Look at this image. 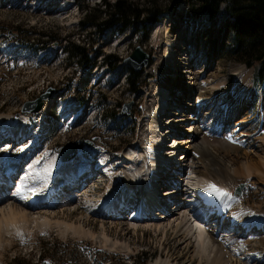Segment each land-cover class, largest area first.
<instances>
[{
    "label": "rangeland",
    "instance_id": "obj_1",
    "mask_svg": "<svg viewBox=\"0 0 264 264\" xmlns=\"http://www.w3.org/2000/svg\"><path fill=\"white\" fill-rule=\"evenodd\" d=\"M82 1V6L102 5L100 0ZM108 1L113 3L115 0ZM134 1L143 3L144 0ZM42 3L43 0H7L0 5V117H3L1 123L4 125L1 127L0 123V135L10 134L19 126H24L32 133L31 137L22 143L16 144L11 139L8 140L9 142L1 147L0 153L21 159L28 165L26 169L31 168L35 175L49 185L52 183L51 172L59 168L61 147H75L76 154L87 149V152L92 154H84L92 165L104 166L102 171L109 169V176L101 171L100 178L90 181L88 185L92 183L82 193L77 192L80 195L76 197L78 200L75 205L69 206L71 208L65 206V200L55 210L43 209L38 214L39 218L48 217L53 223L66 221L68 224L81 225L90 235L75 236L70 232L66 234L64 229L57 225L40 226L31 228L28 232L17 233L0 230L3 240L0 242H3L2 245L5 243L3 248H0V264H101L103 257L106 264H132L134 256L140 257V261L145 259L146 264H166L169 261L172 264H206L205 261L202 260L205 262L203 263L196 259L192 250H185V245L178 243L172 232L156 233L154 227L145 225L133 229L127 214L119 221H114L98 218L95 211L98 210L97 201L109 190L110 180L114 184L112 192L115 197L121 192H126L125 171L119 161L120 155L137 142L142 147L146 146L150 139L146 137L150 128L147 116L151 111L158 109L161 103L158 102L160 96L156 88L160 85V74H165L168 68L167 55L170 51H167V44L168 38H172L177 40L176 50L182 48L186 41L195 42L196 49L190 55L191 63L197 66L195 71L207 72L211 77L220 73L227 78L228 97H225L223 105L231 104L234 92L236 96L242 97V108L234 116L231 115L226 124L231 126L228 130H235L242 140L247 141L246 145L239 149L238 158L234 161L238 165L247 161L256 167L252 169L251 175L240 176L236 181H228L227 184L231 187L232 194L240 184H245L239 199L246 207L264 214V167L260 164L264 162V82L256 81L254 68L236 63L229 57L232 18L225 12L226 4L222 5L217 22L207 17L194 21L184 3L175 8V0H159L161 7L168 12L154 26L150 25L149 30L148 27L142 30V27L138 26L139 28L131 27L126 32L119 33L112 28L104 35H96L93 28L81 27V10L76 3L73 4V0H52L45 8H42ZM25 31H29V35ZM32 32L35 34L32 35ZM19 34L20 40L34 39L35 45L38 40L49 43L44 50L38 52L31 48H21L16 38ZM68 41L80 45L90 43L86 45L93 50L89 68H81L62 51ZM38 45L41 46L40 43ZM138 46L150 56V64L140 78L144 82L145 76L148 77L147 87L134 95L125 79L127 67L123 65V61L131 57ZM12 48L17 51L14 52ZM6 50L9 54L13 51L12 54L15 53L17 59L6 57ZM186 71L190 72L192 68L186 67ZM248 72L251 77L244 86L242 79ZM48 88L56 89L57 93L44 117L39 114L22 115L23 105L35 101ZM249 92L253 98L249 100L250 96L246 100L245 96L250 95ZM176 97L182 98L181 103L174 102ZM184 99L178 88H172L168 102H172L173 107L168 105V102L165 104L168 105V113L163 119V124L170 122L167 121L170 119L172 124L168 127L172 132H181L188 138L187 128L180 129L181 125L173 124L187 119L185 116L191 113L181 109L185 107ZM196 99L198 98H193V101ZM74 102L79 105L77 110L74 108L70 111H76L74 115L69 116L68 112L62 116L64 110L61 111V108ZM203 102H198L200 110ZM125 106H130V111L128 115L122 116V112L126 110ZM103 111L107 121L101 116ZM193 114L195 118L198 117V108ZM209 114L210 112H207L205 116L211 123L213 119L210 120ZM111 116H116V119L110 120ZM74 121L78 123L70 125ZM206 126L207 124L205 128ZM226 135L230 138L227 133L216 135L209 132L203 141L210 145L212 150L221 148L219 155L231 160L235 156L230 157L225 153L231 150L233 144L231 138ZM87 142L91 144L90 148L87 147ZM101 149L104 151H100ZM93 151L101 154L97 156ZM103 154L108 159L107 162L104 161ZM245 154L248 155L247 158L244 157ZM2 160L0 168L4 172ZM79 160L80 158L76 162ZM190 162L192 164L190 160L185 165L184 172L189 171ZM96 166H93V169H96ZM23 171L25 173L22 174H26V170ZM175 190L176 188H173L174 192ZM77 193L72 192L64 197L68 200ZM86 194L94 196L91 198L92 203L88 204ZM183 216L184 210H177L172 220L184 219ZM12 234H15L14 237ZM257 237L253 244L257 245L258 242L255 248L258 253L264 254V233ZM188 251L189 254H185ZM179 256H183L182 260L178 259ZM230 258V255L226 257L223 264H230ZM253 264L264 262L256 261Z\"/></svg>",
    "mask_w": 264,
    "mask_h": 264
},
{
    "label": "bare ground",
    "instance_id": "obj_2",
    "mask_svg": "<svg viewBox=\"0 0 264 264\" xmlns=\"http://www.w3.org/2000/svg\"><path fill=\"white\" fill-rule=\"evenodd\" d=\"M6 1L7 0H0V5L6 3ZM176 42L177 40L168 38L167 51H170V53H168L169 55H167L168 68L165 74H160V85L156 88V91L160 96V101L158 102L161 103H159L158 109L151 111L150 115L147 116V122L149 123L148 125L150 128L146 137H150V139L145 144L146 146L142 147L141 144L137 142L135 145H132L129 150L120 155L119 161L120 164L124 166L125 171L124 187L126 189L123 190L126 192H121L118 197H115L112 192L114 184L113 181L110 180L109 190L102 198L98 201L96 200L98 203V210L95 211L96 216L104 220L113 219L114 221H119V217L125 212L123 206L127 205L126 207H130L128 204L131 203V201H129L122 204L121 201L123 198L126 201L128 198L129 200L135 199V197L139 198V196L136 195L138 192H140L141 195L147 196L152 194L155 198L156 193L160 192L162 188H165L167 190L162 195L164 197V200L162 201L164 211L155 210V216L153 217L148 216L146 218H137L142 214L136 209L135 212L140 215L132 217L131 226L133 229H137L140 225H145L146 227H154L156 233L159 231L164 234L172 232L178 243L185 245V250H192V252L195 253V258L205 261L206 264H223V260L229 255L231 256L230 264H253V262L256 261L262 263L264 262V254L257 252L258 249H256L255 246H258V242L257 245L253 244V242L256 241L255 237L260 233H264V214L258 213L257 210L251 207H246L239 197L232 194L231 187L227 184L228 181H236L240 176H245L246 174L251 175L252 169L256 167L255 164L254 166L251 163H247V161H244L241 165H238V163L234 161L236 157L238 158L239 149L242 145H246L247 141L242 140L235 130H228L231 126L226 125V120L231 115L234 116V114L242 108L240 102L241 96H236V93L234 92V94L232 93L234 98L231 99V104L223 105L222 103L226 99L225 97H228V93L226 92L227 78L221 76L220 73L213 74L211 77L207 75V72L202 73L195 71L197 66L193 62L191 63L190 59V55L193 50L196 49L195 42L186 41L185 44L183 42L184 45L182 48L177 50ZM12 52H10V54H12ZM185 52L186 54H184ZM189 65L191 66L189 67ZM186 67L190 69L192 68V71H186ZM250 77L251 73L249 72L243 76L242 83L244 86L247 85ZM172 88H178V91L185 97V107L183 106L181 109L185 110L187 113L188 111H191V113L189 116H185L187 119L173 122V124L177 123L178 125H181L182 127H179L180 129L187 128L186 133L188 132V138H186L187 136L185 137L183 133L179 132L178 134L174 133L175 139H173L174 143L178 144L179 155H182L179 156L180 159L184 160V164L183 162L180 163L182 169L178 170L177 168H172L167 171L166 175H163L165 165L173 160H169L166 156L160 154L156 143V135L154 133H157L159 129L162 131L166 129L164 127H168L172 124L170 123V119L167 120L170 122L163 124V119L168 113V105L173 107V103L168 102L169 99L166 100V97L169 96ZM195 97L198 99L193 101V98ZM249 97V100H251L253 95L250 93V95L245 96L246 100ZM55 98L56 97L51 98L45 103L40 115H43L44 117L47 109L54 102ZM181 99V97H176L174 102L181 103ZM200 101H204L202 104V110L198 107L200 106L198 103ZM165 102H168V105L161 109V106ZM74 108L75 107L73 106H69L65 110V115L68 112L73 111ZM197 108L199 110V118H196L198 119H196L193 114ZM205 110L210 112V120L211 118L213 119L211 120V123L210 121H207L208 118L205 116ZM2 121L3 117H0V123ZM206 124L207 128H205ZM235 128L236 126H234L233 129ZM170 129V127L167 128L169 131ZM209 132L213 134H229L233 146L231 147V150L225 154L227 156L230 155V157L235 156V158L233 157L231 160H228L227 157L225 159L221 157L219 155V151H222L221 148H214V150H212L211 146L203 141L204 136ZM30 136L31 134L24 126H19L8 136L1 135L0 142L4 140V137H9L14 143H20L23 139ZM176 151L177 150H175V152ZM102 156L105 157L104 154ZM246 156L248 155L245 154L244 157ZM78 158H80V160L76 162ZM1 159H3L6 169L5 177H9V181L14 180V169L17 167V164H20L19 160L15 157L8 156L0 157V160ZM190 160L192 161V164L190 162L191 165L188 167L189 171L187 172L189 179L185 180V178L179 176V173L185 171V165ZM104 161L107 162L108 159L105 157ZM260 164L264 167V162ZM173 167H176V165ZM102 168H104V166H97L96 171L98 172L92 174L95 169H93L91 161L88 160V157L83 152L79 151L78 157L75 160L73 159L66 163L59 162V168L56 171L51 172V177L49 176L50 180H52V183L49 185H46L43 179L35 175L33 170L28 169L26 172L28 174H23L24 176H22L21 179L15 180V183L13 182L14 187H12V190L9 192L12 196L7 194L9 189L5 190L6 194L0 196V230L16 231L17 233L22 231L28 232L31 228L35 227H53V225H57V227L59 226L63 228L65 233L70 232L75 236L90 235V233L85 231L81 225L76 226L74 224H68L66 221H55V223H53L48 217L39 218L38 214L43 209L55 210L64 203L65 200V206H74L78 200L76 197L79 195H73L71 198H74V200L71 198L67 200L64 196L70 195L75 186L78 187L82 185L84 187L80 192H83V190L85 191L88 183L99 177ZM108 170L102 171L107 177L109 176L107 175ZM174 170L178 177L173 174L172 171ZM259 171L260 170L257 172ZM80 173L83 175L79 176ZM89 177H91V179H89ZM199 177L203 180H199ZM0 180H2L0 187L3 188L8 181H5V179L3 180L1 175ZM188 181L192 191L198 185L203 189L214 185L215 188L223 190L218 194L213 188L215 191L213 196L215 198L205 197V195H203L207 207L216 211L208 218L206 225L208 235L204 234L203 225L199 219V217H205L206 212L200 206L198 196L195 195L191 200L192 203H194L192 211H195V213L189 215V208L182 197V190H179L178 195H176L177 191H171L170 187L172 183L184 186ZM199 193L202 194L200 190ZM223 193L227 194L225 195ZM221 196L223 197L221 198ZM93 197V195L86 194L85 198L88 201V204L93 202L91 199ZM168 199H172L171 201H178L179 203L171 206ZM35 200H41V202L45 204L40 207H35V205H33V201ZM153 200L149 201V199H147L146 202L140 200V204L152 205ZM219 200L221 202L220 208L218 205ZM200 209H203L204 211L202 212ZM177 210H184V219L173 221L172 216L175 215ZM222 224L223 226L221 229ZM14 235L12 234L13 237ZM9 237H11V235ZM1 243L3 242H0V248H3L5 243L3 245ZM185 254H189V251ZM180 256L178 259L182 260L183 256ZM166 264L172 263L169 261Z\"/></svg>",
    "mask_w": 264,
    "mask_h": 264
},
{
    "label": "trees",
    "instance_id": "obj_3",
    "mask_svg": "<svg viewBox=\"0 0 264 264\" xmlns=\"http://www.w3.org/2000/svg\"><path fill=\"white\" fill-rule=\"evenodd\" d=\"M81 10L80 24L82 28H93L96 35H103L108 29L115 27L120 33L126 32L131 27H142L149 30L159 22L168 12L161 7L159 0H144L143 3L134 0H100L102 5L82 6V0H74ZM181 3L187 6L189 15L194 21H200L207 17L217 22L223 4H226V12L232 18V31L228 48L229 57L236 63H241L248 68L256 70V81H264V0H175V8ZM139 26V27H138ZM26 32V31H25ZM29 35V31L26 32ZM32 35L35 33H31ZM41 34V33H40ZM45 36L44 34L42 35ZM20 41V34L16 37ZM26 47L36 50H44L49 41L25 39ZM40 43L41 46L38 45ZM90 43L83 45L68 41L62 47L69 59L82 68L89 67L91 63L92 49ZM129 90L138 93L141 87L146 86V81H141L142 72L129 70ZM145 80V79H144ZM106 118V117H105ZM132 264H146V260L134 257ZM135 261H137L135 263ZM110 263V262H109ZM104 264V263H103ZM112 264V263H110Z\"/></svg>",
    "mask_w": 264,
    "mask_h": 264
},
{
    "label": "water",
    "instance_id": "obj_4",
    "mask_svg": "<svg viewBox=\"0 0 264 264\" xmlns=\"http://www.w3.org/2000/svg\"><path fill=\"white\" fill-rule=\"evenodd\" d=\"M150 62V56L143 51V49L138 46L134 50V53L131 57L125 59L123 63L127 65L129 68L133 69L134 71L140 72L142 71ZM55 93L54 88L47 89L39 98L35 101L27 102L23 105L22 112L23 113H36L39 112L44 102L51 98ZM126 110L123 111L124 115H128L130 111V106H125ZM61 157L63 161L70 160L75 157V147L61 148ZM245 187L244 184H241L236 190L235 195L240 196L242 194L243 188Z\"/></svg>",
    "mask_w": 264,
    "mask_h": 264
},
{
    "label": "snow or ice",
    "instance_id": "obj_5",
    "mask_svg": "<svg viewBox=\"0 0 264 264\" xmlns=\"http://www.w3.org/2000/svg\"><path fill=\"white\" fill-rule=\"evenodd\" d=\"M213 188L215 189V191L219 194V193H221L223 190H221V189H218V188H215V186L213 185ZM223 194H227V193H223Z\"/></svg>",
    "mask_w": 264,
    "mask_h": 264
}]
</instances>
